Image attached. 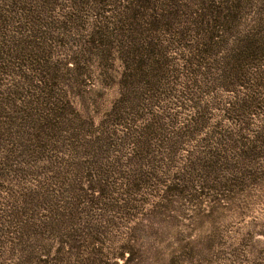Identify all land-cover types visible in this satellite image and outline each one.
Wrapping results in <instances>:
<instances>
[{
    "label": "rangeland",
    "instance_id": "1",
    "mask_svg": "<svg viewBox=\"0 0 264 264\" xmlns=\"http://www.w3.org/2000/svg\"><path fill=\"white\" fill-rule=\"evenodd\" d=\"M0 264H264V0H0Z\"/></svg>",
    "mask_w": 264,
    "mask_h": 264
}]
</instances>
